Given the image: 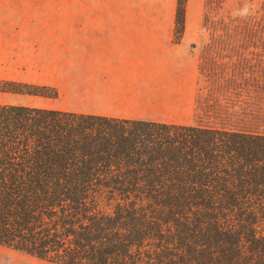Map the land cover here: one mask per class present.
<instances>
[{"label": "trees", "instance_id": "16d2710c", "mask_svg": "<svg viewBox=\"0 0 264 264\" xmlns=\"http://www.w3.org/2000/svg\"><path fill=\"white\" fill-rule=\"evenodd\" d=\"M184 15L177 0L179 31ZM0 247L49 264H264V135L0 104Z\"/></svg>", "mask_w": 264, "mask_h": 264}, {"label": "rangeland", "instance_id": "374dc122", "mask_svg": "<svg viewBox=\"0 0 264 264\" xmlns=\"http://www.w3.org/2000/svg\"><path fill=\"white\" fill-rule=\"evenodd\" d=\"M176 1L0 0V81L65 85L82 25H146L164 40L184 41V50L200 62L225 67L217 89L227 103L220 102L219 108L235 112L229 114L233 118L206 125L264 135V0H185L181 31L174 24ZM0 104L82 106L5 93H0ZM0 264L49 263L0 247Z\"/></svg>", "mask_w": 264, "mask_h": 264}, {"label": "crops", "instance_id": "0c3cea01", "mask_svg": "<svg viewBox=\"0 0 264 264\" xmlns=\"http://www.w3.org/2000/svg\"><path fill=\"white\" fill-rule=\"evenodd\" d=\"M80 28L84 30L75 37L80 45L65 85L51 88L57 92L52 99L82 106L50 110L260 135L206 125L233 118L232 108H219L220 102L227 103L217 89L223 80L219 73L226 69L192 57L184 41L164 40L146 25Z\"/></svg>", "mask_w": 264, "mask_h": 264}]
</instances>
